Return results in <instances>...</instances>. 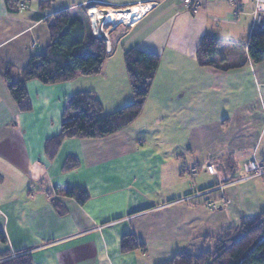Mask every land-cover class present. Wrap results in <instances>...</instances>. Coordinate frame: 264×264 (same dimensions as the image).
Here are the masks:
<instances>
[{"label":"crops","instance_id":"crops-1","mask_svg":"<svg viewBox=\"0 0 264 264\" xmlns=\"http://www.w3.org/2000/svg\"><path fill=\"white\" fill-rule=\"evenodd\" d=\"M24 1L11 14L0 0V253L29 254L33 264H161L193 239L220 238L264 212V178L243 171L248 161L264 165V63L248 51L253 0H197L194 11L183 0H59L60 10L52 0L45 11L40 4L50 0ZM79 7L145 12L111 29L101 75L30 81L32 111L19 112L4 75L22 79L51 44L48 17ZM206 35L220 41L215 67L198 60ZM120 46L161 57L143 113L105 139L65 140L51 159L49 142L84 81L105 79L93 93L105 114L117 111L106 96L117 99L112 78H127ZM75 188L87 192L86 203L67 196ZM127 236L144 249L123 253Z\"/></svg>","mask_w":264,"mask_h":264},{"label":"trees","instance_id":"trees-1","mask_svg":"<svg viewBox=\"0 0 264 264\" xmlns=\"http://www.w3.org/2000/svg\"><path fill=\"white\" fill-rule=\"evenodd\" d=\"M11 14L24 10V0H6ZM52 0L43 1L40 8L49 10ZM51 44L44 55L31 59L23 70L22 79L15 80L11 74L4 75L9 93L18 111L29 113L32 105L27 83L36 80L42 85H59L77 76L93 77L103 72L109 54L107 43L93 34L87 9L79 7L53 13L47 19ZM220 41L206 35L198 50V60L204 67L216 66ZM249 55L254 64L264 63V33H252L249 39ZM133 103L111 114H105L103 105L93 92H78L68 101L63 113L60 134L51 140L47 153L52 159L65 140L105 139L130 127L143 113L150 90L157 75L161 57L139 49H129L124 55ZM3 68H8L3 66ZM75 166L69 162L67 169ZM67 196L81 205L88 201V194L80 188L69 189ZM0 243L7 244L0 229ZM144 249L134 236L124 237L123 253ZM0 264H33L29 254L0 253ZM161 264H264V212L247 217L239 226L220 238L211 236L193 239L173 259Z\"/></svg>","mask_w":264,"mask_h":264},{"label":"rangeland","instance_id":"rangeland-1","mask_svg":"<svg viewBox=\"0 0 264 264\" xmlns=\"http://www.w3.org/2000/svg\"><path fill=\"white\" fill-rule=\"evenodd\" d=\"M64 2H66V0H63V3ZM53 7H54V10H57V9L60 10L61 6L59 4V0H57L56 5H54ZM92 8L96 9L98 11V14H100V11H101V9L98 8V7H89L87 9V14H88V16L90 18L91 25L93 23V18L91 17V15L89 13V10L92 9ZM126 9H130V8H120V9H116V10L118 11V10H126ZM112 10H115V9H112ZM128 24H131V23H127V24L126 23H122L120 25H123L125 27V25H128ZM92 31H93V34H94V30H92ZM110 31H111V28L106 30L109 39H110ZM96 36L98 37V34ZM126 48H124V46H120L118 51H117V53H116V57L118 56V58H119V56H120L119 59H122L123 61H125V59L122 56V54L125 55L127 50L131 49V48H129V49L127 48L126 49ZM126 76H127L126 79H125V76H123V75L122 76L118 75V76H115L114 78H112L111 89H112V93L116 95V98H117L116 100L117 101L115 99H111L109 96H106V98L108 99L106 101V105H107L108 109L112 110V109L116 108L117 111H118V110L123 109L124 107H127V106H129V105H131L133 103L132 102L133 101V96H132L131 91H130L128 75H126ZM100 80H102V79H100ZM98 82L97 83L96 82L93 83V81H90V82L89 81H84V83H82V85L79 86L80 87L79 89L86 90L87 92H94L93 90L101 89L103 84L105 86L107 81H105V79H104V80L98 81ZM83 90L80 91V92H84ZM129 101H131V103L127 104ZM205 192H209V191H205Z\"/></svg>","mask_w":264,"mask_h":264},{"label":"built area","instance_id":"built-area-1","mask_svg":"<svg viewBox=\"0 0 264 264\" xmlns=\"http://www.w3.org/2000/svg\"><path fill=\"white\" fill-rule=\"evenodd\" d=\"M236 0H230V3H235ZM254 3V21L252 25V33L256 34H262L264 33V0H253ZM184 7L189 11H194L198 7L197 0H183ZM24 9V7H22ZM93 10L96 11V27H94L92 23V29L94 30V35L96 36L98 34L97 30V21L99 18L98 11L96 9H90L89 13H91ZM236 15L239 14V11L237 10L235 12ZM91 15V14H90ZM92 17V15H91ZM93 18V17H92ZM207 172L211 175L216 173V168L214 165L207 166ZM243 171L247 175V177L256 178V177H262L264 178V165L259 164L255 161H248L243 165Z\"/></svg>","mask_w":264,"mask_h":264},{"label":"bare ground","instance_id":"bare-ground-1","mask_svg":"<svg viewBox=\"0 0 264 264\" xmlns=\"http://www.w3.org/2000/svg\"><path fill=\"white\" fill-rule=\"evenodd\" d=\"M94 9V8H92ZM145 12L144 8H132L129 11H123V12H116V11H109L106 20L109 22H113L114 25L122 24V23H132L133 21H136L140 15H142ZM96 11L93 10L90 14L93 17L94 20V27H96ZM256 162V161H255ZM258 163V162H257ZM216 170V169H215Z\"/></svg>","mask_w":264,"mask_h":264},{"label":"water","instance_id":"water-1","mask_svg":"<svg viewBox=\"0 0 264 264\" xmlns=\"http://www.w3.org/2000/svg\"><path fill=\"white\" fill-rule=\"evenodd\" d=\"M130 9H126V10H112V9H103L100 11L99 14V18L97 21V29H98V38L101 39L102 41L108 43L109 38H108V34L106 32L107 29L111 28V29H116L120 24L118 25H114L113 22H109L106 20L107 15L109 13V11H116V12H123V11H129Z\"/></svg>","mask_w":264,"mask_h":264}]
</instances>
